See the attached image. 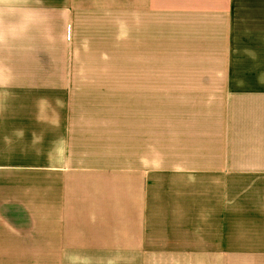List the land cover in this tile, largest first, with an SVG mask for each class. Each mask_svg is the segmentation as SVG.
<instances>
[{
  "label": "crops",
  "instance_id": "obj_1",
  "mask_svg": "<svg viewBox=\"0 0 264 264\" xmlns=\"http://www.w3.org/2000/svg\"><path fill=\"white\" fill-rule=\"evenodd\" d=\"M235 1L0 0V176L42 178L0 264H264V13ZM116 7L187 71H77Z\"/></svg>",
  "mask_w": 264,
  "mask_h": 264
},
{
  "label": "rangeland",
  "instance_id": "obj_2",
  "mask_svg": "<svg viewBox=\"0 0 264 264\" xmlns=\"http://www.w3.org/2000/svg\"><path fill=\"white\" fill-rule=\"evenodd\" d=\"M233 11L234 19L238 16L245 18L260 15L264 13V0L235 1ZM114 17L115 19H111L107 26L111 30L108 36L109 47L101 50L100 60L102 61H97L93 65L78 66L77 71L118 73H143L157 70L171 72L182 71L183 69L187 71L188 66L183 64L173 66L169 62L170 64L153 66L146 64L145 59L143 62V21H146V18H143V7L142 10L132 7L130 10L124 11L123 8L116 7ZM38 184L42 185L41 177L12 176L9 174L0 176V218L6 220L12 217L34 216L35 210H40L36 209L35 205L42 196L41 193L35 191L36 186H39ZM27 205L31 207L28 208ZM9 227L11 226L0 223V230L3 228L2 231H6V228Z\"/></svg>",
  "mask_w": 264,
  "mask_h": 264
}]
</instances>
